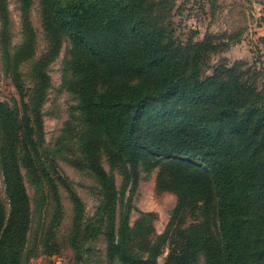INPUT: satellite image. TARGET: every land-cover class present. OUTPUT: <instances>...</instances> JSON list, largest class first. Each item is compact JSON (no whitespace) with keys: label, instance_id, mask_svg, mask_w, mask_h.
I'll list each match as a JSON object with an SVG mask.
<instances>
[{"label":"trees","instance_id":"16d2710c","mask_svg":"<svg viewBox=\"0 0 264 264\" xmlns=\"http://www.w3.org/2000/svg\"><path fill=\"white\" fill-rule=\"evenodd\" d=\"M23 4L27 12L31 0ZM42 14L54 54L62 36L71 42L68 85L86 127L82 156L100 185L89 218L69 188L74 247L85 234H103L109 258L123 264H160L165 245L167 264H196L202 255L206 264H264V92L238 67L220 66L204 78L201 67L213 44L167 42L146 0H42ZM0 19L7 45V0H0ZM25 27L31 29L28 16ZM30 42L29 36L9 67L21 103L0 100L7 199L0 195V264H22L28 245L33 212L21 167L46 182L60 211L59 186L66 183L49 163L44 133L49 58L33 67L32 94L22 80L20 63L33 52ZM102 154L125 188L133 184L126 200ZM142 168H158L157 188L178 197L161 234L156 215L133 202ZM135 209L141 216L131 226Z\"/></svg>","mask_w":264,"mask_h":264},{"label":"rangeland","instance_id":"374dc122","mask_svg":"<svg viewBox=\"0 0 264 264\" xmlns=\"http://www.w3.org/2000/svg\"><path fill=\"white\" fill-rule=\"evenodd\" d=\"M7 3L11 26L7 45L2 41L0 19V100L21 103L9 67L30 36L33 52L20 63L22 80L27 92L32 94L36 84L33 67L40 59L49 58V86L41 108L44 133L46 147L51 150L49 163H53L55 171L66 179V183L60 182L59 186L60 211L46 182L31 174L25 166L21 167L33 212L22 264H123L118 259L109 258L103 234L97 237L85 234L80 245L74 247L75 208L69 188L80 197L85 216L89 218L98 205L100 185L82 156L86 127L79 101L68 85L71 42L62 36L54 54L56 44L44 22L42 0H31L27 12L24 11L23 0H7ZM146 6L151 21L163 29L167 42L176 45L213 44L201 67L204 78L213 75L220 66L238 67L258 91L264 92V0H146ZM25 16L29 18L30 30L25 27ZM101 162L114 174L119 190L125 191L126 200L133 184L125 188L123 176L111 168L104 154ZM158 171V168L151 171L141 169L133 202L140 210L156 215L153 222L155 231L161 234L167 227L178 197L172 190L157 188ZM0 195L7 204L1 170ZM122 196L123 192L120 193ZM140 216L139 210H133L131 226H135ZM52 233L54 238L49 240ZM168 253L169 245H165L158 258L160 264H167ZM196 264H206L205 257L202 255Z\"/></svg>","mask_w":264,"mask_h":264}]
</instances>
